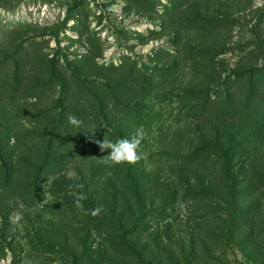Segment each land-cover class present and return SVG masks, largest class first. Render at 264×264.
I'll list each match as a JSON object with an SVG mask.
<instances>
[{"label": "rangeland", "instance_id": "374dc122", "mask_svg": "<svg viewBox=\"0 0 264 264\" xmlns=\"http://www.w3.org/2000/svg\"><path fill=\"white\" fill-rule=\"evenodd\" d=\"M261 65L264 0H0V264H264Z\"/></svg>", "mask_w": 264, "mask_h": 264}, {"label": "clouds", "instance_id": "9594fccd", "mask_svg": "<svg viewBox=\"0 0 264 264\" xmlns=\"http://www.w3.org/2000/svg\"><path fill=\"white\" fill-rule=\"evenodd\" d=\"M264 66V65H261ZM67 120L69 124L79 127L82 121L74 115H68ZM145 138V132L142 128L137 129L129 137L117 139L115 141L109 139L106 135L103 141L94 140L93 142L98 145L101 152H107L108 154L101 158V162L110 166H118L123 164L133 165L138 163L141 159L145 158L144 154L140 151V146ZM79 189H83V185L76 186ZM86 199V195L82 192L77 195L76 206L84 211L81 201ZM104 211L102 206H97L90 211L92 216H98ZM85 214H89L85 212Z\"/></svg>", "mask_w": 264, "mask_h": 264}, {"label": "trees", "instance_id": "16d2710c", "mask_svg": "<svg viewBox=\"0 0 264 264\" xmlns=\"http://www.w3.org/2000/svg\"><path fill=\"white\" fill-rule=\"evenodd\" d=\"M120 137H121V134H120ZM207 147H209V146H207ZM207 147H206V148H207ZM220 176H221L222 178L224 177V179L221 180L222 183H224V184H226V185L228 186V179H227L226 171H222V173H221ZM207 188H208V185L206 184L205 189L208 190ZM202 189H203V188H202Z\"/></svg>", "mask_w": 264, "mask_h": 264}]
</instances>
